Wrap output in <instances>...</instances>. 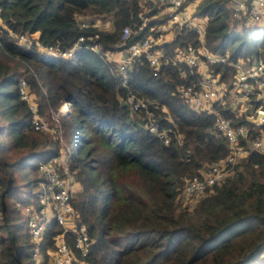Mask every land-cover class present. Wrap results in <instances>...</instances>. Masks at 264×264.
I'll use <instances>...</instances> for the list:
<instances>
[{
  "label": "trees",
  "instance_id": "trees-1",
  "mask_svg": "<svg viewBox=\"0 0 264 264\" xmlns=\"http://www.w3.org/2000/svg\"><path fill=\"white\" fill-rule=\"evenodd\" d=\"M195 1L183 5L199 19L211 52L227 54L232 61L264 63V28L243 25L236 32L229 26L225 0H199L197 6ZM156 11L139 0H0L5 26L0 32V264H32V243L14 204L33 196V189L45 181L38 165L64 151L76 181L71 204L91 240L85 264H264V153H250L235 179L214 184L187 209L176 200L181 184L200 177L205 164L228 153L214 130V113L191 108L180 95V87L198 84V74L171 61L161 63L154 74L138 58L126 68L124 85L115 64L103 55L114 50L124 26L133 30L128 43L154 33L167 20ZM86 13L109 18L110 24L100 30L80 27L76 15ZM8 29L35 34L39 44L62 49L80 35L98 32L100 51L82 42L72 59L51 56L35 43H18ZM199 43L195 30L173 28L163 48L173 56L176 49ZM207 69L230 84L231 65L219 62ZM21 78L41 113L56 111L62 101L71 103L53 130L31 126L30 111L18 93ZM129 92L147 102L168 143L148 131L143 109H130ZM255 105L239 115L228 103H215L214 108L247 125L251 140L264 137V124L246 119ZM72 132L66 148L61 139ZM61 231L53 220L47 224L42 264H48L45 249L54 247ZM66 240L72 241L68 233Z\"/></svg>",
  "mask_w": 264,
  "mask_h": 264
},
{
  "label": "built area",
  "instance_id": "built-area-1",
  "mask_svg": "<svg viewBox=\"0 0 264 264\" xmlns=\"http://www.w3.org/2000/svg\"><path fill=\"white\" fill-rule=\"evenodd\" d=\"M147 7V10L157 7V13L167 15L165 23L155 27L154 33L128 43L133 30L124 26L119 39L113 44V51H105L106 60L115 64L117 73L121 75L122 83L128 81L125 76L126 68L138 58H143L149 67L156 68L165 62H181L186 65L191 74H198V84H187L180 87V95L188 106L197 110H205L214 113V130L226 142L227 155L215 162L202 167L200 177L186 179L179 189L176 200L187 209L195 207L205 197L211 187L221 181L233 179L238 176L240 166L245 158L252 152L264 153V137L257 136L247 139L249 127L243 123H234L233 118L224 116L214 108V104H223L225 100L231 109L239 107L238 114L242 110L255 104L251 113L255 117L259 110L264 111V63L252 59L245 61L236 59L228 60L227 54L211 52L204 44V32L200 23H196L192 17V11L184 7L185 0H139ZM228 10L229 26L234 31H239L243 25L255 28H264V0H225ZM140 13L143 21L147 17ZM87 14V13H86ZM86 14H77L76 21L80 27L96 26L98 30L106 29V23L100 22V17L93 15L88 18ZM98 17V18H97ZM189 27L198 34L199 45L188 44L182 49H176L173 56H169L163 44L167 42V35L172 34L173 28L181 29ZM5 28L0 14V32ZM9 36L21 42L35 43L36 48L45 54L74 58L82 42L95 51H100V44L96 40L98 32L87 36L80 35L77 40L66 49L55 45L43 46L36 41L35 34H19L7 30ZM227 63L234 68V74L227 84L218 79V74L209 72L207 67L216 63ZM18 93L21 100L26 102L30 111V123L33 129L51 131L52 127L42 116L32 91L25 78L18 83ZM127 103L132 111H145L146 127L149 132L155 133L166 144L169 138L164 129H159L153 122L152 111L148 110L147 102L137 98L129 92ZM71 103L62 101L57 110L49 109L51 116L58 120L59 116L70 112ZM264 124V115L261 118ZM178 144L182 143V137H177ZM68 152V151H67ZM62 152L52 158L51 161L41 162L39 171L45 181L40 182L41 191L38 194L25 199H17L15 208L23 215L29 234L32 249L30 260L32 264H42L43 251L41 241L47 224L53 220L59 224L62 231L55 236L54 247L46 248L48 264H85L84 257L89 252L90 237L84 223L76 219L74 208L71 204V196L76 188V181L69 169L68 153ZM257 167V164H254ZM66 233L71 235V243L66 240Z\"/></svg>",
  "mask_w": 264,
  "mask_h": 264
},
{
  "label": "rangeland",
  "instance_id": "rangeland-1",
  "mask_svg": "<svg viewBox=\"0 0 264 264\" xmlns=\"http://www.w3.org/2000/svg\"><path fill=\"white\" fill-rule=\"evenodd\" d=\"M194 3H195L196 6H197V4H199V0H196ZM196 6H195V8H196ZM85 16L88 17V18H93V14H91V13H87ZM192 16L194 17V21H195L196 23H199V22H200L199 19L197 18V16H194V15H193V12H192ZM109 20H110L109 18H105L104 20H100V22H104V23H106V27H108V25L110 24ZM16 40H17L18 43H21V44H24V45H29V43H27V42H21V41H19L18 39H16ZM226 101H227V100H225V101L223 102L222 105L228 103V102H226ZM228 104H229V103H228ZM229 106H230V104H229ZM239 109H240L239 107L235 108V113H236V114H238ZM52 110H53V109H52ZM238 115H239V114H238ZM42 116H43V117L45 118V120L48 122V125H49L50 127L53 128V127L56 126L58 120H55V119H54V117H53L54 115L51 116V112H50L49 109H48L46 112L42 113ZM58 118H59V117H58ZM73 137H74L73 132L67 134L63 139H61L62 145H64L66 148H67V147H70L71 144H72ZM205 165H206V164H205ZM205 165H204V166H205ZM235 178H236V177H235ZM235 178H233V179H235ZM228 180H229V179H228ZM183 184H184V182H183ZM183 184H181V186H182ZM181 186H180V187H181ZM40 191H41V186L38 185V186H36V187L33 189V192H32V193H34V194H38V193H40ZM178 202H179V201H178ZM179 204H180V202H179ZM193 208H194V207H193ZM193 208H192V209H193ZM189 210H191V209H189ZM31 249H32V246H31ZM31 249H30V250H31Z\"/></svg>",
  "mask_w": 264,
  "mask_h": 264
},
{
  "label": "water",
  "instance_id": "water-1",
  "mask_svg": "<svg viewBox=\"0 0 264 264\" xmlns=\"http://www.w3.org/2000/svg\"><path fill=\"white\" fill-rule=\"evenodd\" d=\"M263 115H264V111L259 110L255 115V117H253L252 115H246V119L254 125H261V118Z\"/></svg>",
  "mask_w": 264,
  "mask_h": 264
},
{
  "label": "crops",
  "instance_id": "crops-1",
  "mask_svg": "<svg viewBox=\"0 0 264 264\" xmlns=\"http://www.w3.org/2000/svg\"><path fill=\"white\" fill-rule=\"evenodd\" d=\"M188 9L191 10V11L193 10L192 8H188ZM171 37H172V34H168L167 35V41H169L171 39Z\"/></svg>",
  "mask_w": 264,
  "mask_h": 264
}]
</instances>
